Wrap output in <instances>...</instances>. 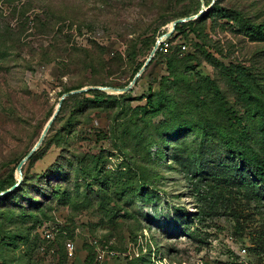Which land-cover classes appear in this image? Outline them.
Returning <instances> with one entry per match:
<instances>
[{"label":"rangeland","instance_id":"1","mask_svg":"<svg viewBox=\"0 0 264 264\" xmlns=\"http://www.w3.org/2000/svg\"><path fill=\"white\" fill-rule=\"evenodd\" d=\"M25 1L40 9L49 5L64 10L65 26L75 22L77 29L71 45L97 49L94 62L80 63L64 74L62 52H42L54 44L51 37L32 33L0 40V49L7 50L0 58V177L16 169L18 179L19 159L38 141L67 87L102 80L131 82L138 63L150 56L153 38L170 30L177 15L208 7L214 0H0L3 25L18 26L14 6ZM242 5L244 14L264 22V0H244ZM193 27L197 31L190 27L164 41L162 52L148 64L127 99L91 103L81 110L74 107L75 100H68L49 132L51 142L45 143L40 157L25 163L31 183L25 184L21 200L31 206L26 197L41 201L35 203L37 217L21 223L19 232L26 239L6 254L8 264H264V200L250 197L248 189L218 172L210 185H196L194 164L181 162L191 154V160H202L212 169V156L223 154L212 131L202 143L201 127L217 120L222 103L235 105L244 115L228 68L248 67L264 84V34L218 16ZM176 50L187 55V64H194L187 71L181 66L190 83H173L169 75L167 58ZM211 81L224 101L209 86ZM188 84L218 105L199 110ZM149 96L162 101L161 110L147 114L150 127L143 137V121L135 112ZM75 113L78 117L73 119ZM186 119L192 129L151 146L154 131L173 127L167 130L171 134ZM93 154H102L111 170L104 185L89 188L81 177L67 181L65 175L66 181L58 184L69 192L66 199L50 192L56 181L40 183L37 177L55 175L57 163L67 165L69 158L91 161ZM126 165L153 176L146 184L148 196L114 193L115 180Z\"/></svg>","mask_w":264,"mask_h":264},{"label":"trees","instance_id":"2","mask_svg":"<svg viewBox=\"0 0 264 264\" xmlns=\"http://www.w3.org/2000/svg\"><path fill=\"white\" fill-rule=\"evenodd\" d=\"M243 1L244 0L209 1L208 5L212 4V6L208 11L196 19L178 23L168 40H173L178 33L186 32V29L190 27L197 31V28L193 26L198 25L207 20V18L213 16L235 19L242 27L247 26L250 30L256 31L258 34H264V22H256L251 16L244 14L243 9H245L246 5H244L245 7L242 5ZM156 5L157 4L154 3V6ZM241 6L244 8H240ZM201 9L202 8L199 7L193 12H184L177 15L176 19L196 14ZM31 10L36 11L30 12ZM14 13L17 14L19 20L18 26L15 28L10 24H6L5 26L0 20V40L6 42V36L16 38L24 34L32 35V33L51 37L54 44H51L50 49L44 48L42 52L49 55L52 52L61 51L63 58L62 69H64V74L68 73L73 66L80 63L89 61L94 62L97 48L92 49L76 44L71 45V42H69L77 29H74L73 24L75 22H71L70 26H65L67 14L64 13V10H58L55 6L49 5L40 9L36 8L32 2L25 1L14 6ZM30 29L31 32L29 31ZM157 40V37L153 38V45L156 44ZM17 41L20 40L17 39ZM163 45L164 41L159 45L154 57L162 52L161 48ZM98 46L99 45H97V47ZM5 55H7V50L0 49V58L6 57ZM187 60V55H184L177 50L167 58L169 75L175 79L173 83H179L180 79L189 81L190 83L186 71L194 68V64H187ZM143 65L144 62L138 63L132 78ZM182 65L186 66V71L181 70ZM228 69L231 70L229 74L230 81L240 92V99L243 101L242 106L245 108L244 115L240 112L241 109L239 110L235 105L222 103L219 108L220 115L217 120H212L209 124H205L201 127V134L204 137L202 143L205 145V139L212 131L216 137L217 148L221 149L223 152L219 157L216 155L212 156L211 161L215 164L212 169V166H205L202 160H199V162L196 158L191 160V154L187 158L181 159V162L189 165L191 163L194 164L191 168L193 170L192 180L196 185H202V182L204 181H208L205 185H210L211 179L213 180L218 172V174H222L226 180L228 179L230 182L234 181L239 186L248 189L247 193L250 197H257L259 200H264V84L257 81L256 77L250 72L248 67L237 64ZM167 78L169 79L170 77L168 76ZM90 83L94 85L101 84L124 87L128 85L130 81L115 83L113 81L102 80L92 81ZM83 86L84 83H78L67 87L66 91ZM209 86L216 90L220 100H225L224 94L214 81H211ZM187 87H189V91L193 92L195 95L196 105L199 110L206 111L208 109H214L218 105V103L212 104L209 102L204 95L205 91L202 89L194 88L191 84H188ZM130 91H132V89ZM130 91L116 94L101 89H90L84 92L71 94L64 99L60 112L53 124L60 113L63 112L70 99L75 100L74 107L81 110L84 106L91 103L108 104L112 101L127 99V94ZM161 102L162 101L160 100L157 101V98L149 96L147 104L144 107H140V109L135 112L137 117L143 121L141 128L143 137L146 135L144 131H147L150 127L149 121L147 120V114L159 113L161 110ZM72 116L73 119H76L78 114L75 113L72 114ZM187 120L188 119L182 121L177 126L175 125L174 127H177V130L174 129L171 134L167 130L170 131L173 127H166L163 130H159L162 131V137L160 139H157L159 131L152 130L154 131V135L149 140L151 146L154 144L162 145L161 143H166L168 140H175V137L171 138V136L178 135L187 129H192L193 126L191 122H186ZM52 126L50 127V130ZM43 128L44 126L41 127V131ZM50 130L41 146L30 157V161H34L36 158L40 157V154L46 148L44 147L45 143L51 142L50 138H48ZM181 143L182 142L180 141L177 142V144L180 145ZM35 144L36 143H34L33 146ZM180 145H178V147H180ZM30 150H28V152ZM28 152L19 159L17 167ZM163 153L164 152H161V154ZM212 154H214V152ZM24 166L25 164L23 165L24 179L21 184L14 190L0 196V264H8L6 254L10 249L17 247L21 240L26 239V236L19 232V227L23 222L27 224L25 222L26 219L37 217V214L35 213V203L41 201L40 199L26 197V199L33 202L31 206L29 204L25 205L21 200L22 193L27 191L25 184L30 185L31 183L29 182L28 175L24 172ZM125 167L124 170L120 169V178L115 180L113 186L114 193L116 192L119 196H125L128 193L141 195L142 197L148 196L151 191H145V188L148 182L153 181V176L148 172L145 173L139 171L132 165H126ZM15 170L16 169H12L5 176L0 177V191L10 188L18 182ZM52 171L55 173L53 176H49V174L46 173L43 176L42 174L38 175L37 177L39 178L40 183L43 179L56 181L57 183L51 186L50 192L54 197L61 196L62 198L68 199L69 192H67V189L62 191L61 185L58 184L59 182L66 181L65 175H67V181L73 179V176L77 178L81 177L83 183H86L89 188H92L94 184L100 186L102 183V185H104L107 182L106 177L111 170L106 168L105 159L102 154H93L91 156V161L88 159L86 161L84 159L76 161L75 159L69 158L67 165L65 161L59 162L57 163V167ZM196 187L200 188L201 186ZM89 260H91V258L88 257L87 263Z\"/></svg>","mask_w":264,"mask_h":264},{"label":"water","instance_id":"3","mask_svg":"<svg viewBox=\"0 0 264 264\" xmlns=\"http://www.w3.org/2000/svg\"><path fill=\"white\" fill-rule=\"evenodd\" d=\"M211 6H212V4L209 5L208 7L202 8L196 14H192V15H189V16H186V17H180V18L175 19L172 22V28L170 30H168L167 32H165L163 36H160L158 38V40H157V42H156V44H155V46H154L149 58L146 60L144 65L141 67V69L137 72V74L135 75L133 80L128 85H126L124 87L112 86V85H87V86H83V87H80V88H75V89H72V90L64 92L63 95L61 96L60 100H59V103H58V105L56 107V110L54 111L52 117L49 119V121L47 122L46 126L44 127V129H43V131H42V133L40 135V138L38 139L36 144L33 146V148L28 152V154L19 163V165L17 167V172L20 175V178L18 179V182L16 184H14L13 186H11L10 188L0 191V196L3 195V194H6V193H8V192H10L12 190H14L17 186H19L21 184V182L23 180V165L27 162V160L30 159V157L34 154V152L43 143L46 135L48 134V131L50 130V127L52 126L54 120L56 119L57 115L59 114L60 109H61L62 104H63V101H64V99L66 97H68L71 94L84 92V91H87V90H90V89H101V90L107 91L109 93H116V94L124 93V92L129 91L134 86V84L137 82L138 78L142 75V73L145 71V69L147 68L149 62L152 60V58L156 54V51L158 50L159 45L172 35V33L174 32V30L176 28V25L178 23H180V22H183V21H187V20H192V19L198 18L199 16L204 14L206 11H208Z\"/></svg>","mask_w":264,"mask_h":264},{"label":"built area","instance_id":"4","mask_svg":"<svg viewBox=\"0 0 264 264\" xmlns=\"http://www.w3.org/2000/svg\"><path fill=\"white\" fill-rule=\"evenodd\" d=\"M167 49V48H166ZM68 247H69V249H73L74 248V244L71 242V241H69L68 242Z\"/></svg>","mask_w":264,"mask_h":264}]
</instances>
